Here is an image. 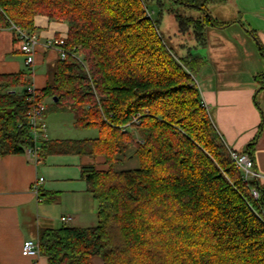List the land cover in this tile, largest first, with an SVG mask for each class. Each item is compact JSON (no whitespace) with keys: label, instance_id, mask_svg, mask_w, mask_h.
Instances as JSON below:
<instances>
[{"label":"trees","instance_id":"16d2710c","mask_svg":"<svg viewBox=\"0 0 264 264\" xmlns=\"http://www.w3.org/2000/svg\"><path fill=\"white\" fill-rule=\"evenodd\" d=\"M145 1L0 0V31L31 33L36 16L66 25L67 54L36 101L51 99L44 113L70 112L75 129L97 132L91 140L42 141L35 156H99L107 167L81 168L97 206L95 226L41 231L39 255L47 264H91L93 257L103 264H264V190L243 181L203 106L193 80L203 59L168 48ZM168 2L197 12L192 18L167 9L177 33L199 48L206 26L229 25L209 13L226 0ZM31 76L27 69L0 75V156L33 147ZM255 80L264 87V74ZM255 140L240 153L252 163ZM129 151L138 168L118 170Z\"/></svg>","mask_w":264,"mask_h":264},{"label":"crops","instance_id":"0c3cea01","mask_svg":"<svg viewBox=\"0 0 264 264\" xmlns=\"http://www.w3.org/2000/svg\"><path fill=\"white\" fill-rule=\"evenodd\" d=\"M209 13L216 22L229 25L224 28L206 26V43L200 48L194 41L186 45L185 36L176 31L178 56L203 59V65L193 80L226 147L240 154L256 137L251 153L253 170L259 188L264 190V96L259 95L264 87L255 80L257 75L264 74V59L247 33H253L264 50V0H226L224 4L210 6ZM241 15L246 18L245 23ZM32 33L37 37L38 46L33 63L26 65L25 57L17 51L13 31H0V75H15L27 69L32 73L29 86L40 91L45 88L47 76L53 73L59 60L56 50L47 47V43L65 38L67 27L36 16ZM44 117L45 114L43 120ZM95 138L49 139L46 135L39 143ZM131 153L129 151L125 158H121L118 170L138 168V160ZM132 162L135 163L134 169L129 167ZM84 166H94L98 171L107 169L104 159L99 156L52 154L33 159L26 156L25 151L0 156V264H47L42 255L35 258L22 256L21 247L25 240L37 241L43 230L64 226L61 217L71 218V222L65 225L68 227L85 229L95 226L97 206L81 176ZM39 179L42 182L37 185V201L32 187ZM38 209L41 215L37 217ZM91 264L103 263L99 257H93Z\"/></svg>","mask_w":264,"mask_h":264},{"label":"built area","instance_id":"2783aa9c","mask_svg":"<svg viewBox=\"0 0 264 264\" xmlns=\"http://www.w3.org/2000/svg\"><path fill=\"white\" fill-rule=\"evenodd\" d=\"M12 30L15 32L16 36V44L17 51L21 53L25 57V64L31 65L33 63V55L38 46L37 37L35 34L28 33L26 31H21L15 27H12ZM65 38L53 39L47 43V47L53 48L59 55V60H63L67 54L64 49ZM26 96L28 102L31 103L30 109L26 115V126L28 131L32 137L33 147L31 149L25 150L26 156L29 158H33L38 151V143L41 140L46 138L45 134V124L43 123V113H44V105L42 102H37V94L36 90L28 86L26 88ZM135 125L139 124V117H136L132 121ZM230 157L232 161L235 163L236 167L239 169L241 173V177L244 182L257 180V174L253 170V163L251 159L246 154H239L233 151H230ZM42 182V179H39L36 184L32 187V192L39 201V189L37 187L38 184ZM251 196L254 200L258 199V192L255 189H251ZM264 221V215H263ZM60 222L62 225H68L71 222L70 217H61ZM21 255L25 257L35 258L39 255L38 252V244L36 240H25L21 247Z\"/></svg>","mask_w":264,"mask_h":264},{"label":"rangeland","instance_id":"374dc122","mask_svg":"<svg viewBox=\"0 0 264 264\" xmlns=\"http://www.w3.org/2000/svg\"><path fill=\"white\" fill-rule=\"evenodd\" d=\"M157 1L162 4V7L157 5ZM147 11L152 16L153 20L159 18V23L157 25L158 31L165 43V45L172 49V51L178 56L180 53L178 52L179 44L176 31L177 27L175 22L172 19V16H169L167 13V9H175L181 15L186 17L195 18L198 16L197 12L194 10H186L182 7L176 6L175 4H171L168 0H146L145 1ZM242 21L245 23L246 18L241 15L240 17ZM184 43L186 45L193 44V39L191 35L185 36ZM52 73L48 74L47 81H50ZM260 96H264V90L260 92ZM42 104L44 108L47 109L51 105V99L46 98L43 100ZM45 119L43 120L45 124V133L49 137H59L60 139H79V138H95L97 137V132L95 130H77L71 126L74 116L70 112L59 113V112H51L49 109L44 113ZM55 135V136H54ZM128 153V152H127ZM135 160V159H134ZM136 162V161H135ZM135 163H130L129 167L134 169ZM123 165V163H122ZM121 165V166H122ZM128 167V168H129ZM137 167V166H136ZM41 209V207H40ZM40 209L37 211V217L41 215ZM56 224V222H54Z\"/></svg>","mask_w":264,"mask_h":264},{"label":"water","instance_id":"95a60500","mask_svg":"<svg viewBox=\"0 0 264 264\" xmlns=\"http://www.w3.org/2000/svg\"><path fill=\"white\" fill-rule=\"evenodd\" d=\"M54 102H56V99H54Z\"/></svg>","mask_w":264,"mask_h":264}]
</instances>
